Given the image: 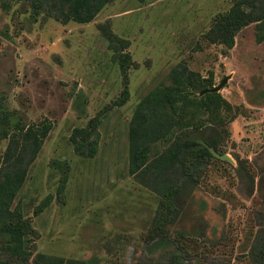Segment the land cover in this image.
Here are the masks:
<instances>
[{"label": "rangeland", "instance_id": "1", "mask_svg": "<svg viewBox=\"0 0 264 264\" xmlns=\"http://www.w3.org/2000/svg\"><path fill=\"white\" fill-rule=\"evenodd\" d=\"M237 1L111 0L90 23L63 24L55 0H0V126L53 124L12 205L22 219L0 228V260L23 264L3 250L17 230L26 264L38 253L88 264H171L174 255L264 264L251 257L264 243V43L254 24L232 48L205 38ZM140 106L148 133L176 122L177 135L192 128L200 142L223 136L176 221L161 227V198L129 170ZM77 128L93 156L76 153Z\"/></svg>", "mask_w": 264, "mask_h": 264}, {"label": "trees", "instance_id": "2", "mask_svg": "<svg viewBox=\"0 0 264 264\" xmlns=\"http://www.w3.org/2000/svg\"><path fill=\"white\" fill-rule=\"evenodd\" d=\"M110 1L55 0L58 3L55 19L63 24L70 21L79 24L90 23ZM252 24L256 27L257 42L264 43V0H238L205 38L212 44L222 43L228 48H232L236 36L241 30ZM181 72L185 76L188 72L187 66H183ZM212 86L209 84L206 87L212 89ZM213 96L215 93H207L199 100H195L205 103L206 99ZM166 99L170 104H173L174 99L169 93ZM6 113L4 117L8 122L9 113ZM144 122L145 115L140 106L134 113L129 127V170L141 185L161 198L158 216L154 221L156 226L161 227L165 218L169 223L176 221L182 203L192 197L201 172L209 165L213 157L212 151L219 148L223 136L216 131V136L200 142L192 136V128L183 135H177L174 131L176 122L161 124L151 129L152 133H148ZM0 127L3 128H0V139H8L7 146L3 154L0 155L1 228L3 223H14V221L22 219L20 211L17 208L13 210L12 205L25 184L29 169L37 159L53 124L49 119H44L32 124H24L19 121L9 129L2 125ZM202 129L207 131L206 127H202ZM83 130L75 129L71 141L75 146L76 153L93 156L96 150L92 143L82 139ZM148 134L151 139L146 142L144 139ZM158 142L165 143L163 149H153ZM86 145L88 151L85 153ZM48 202L50 203V200ZM9 234V242L3 248L4 252L12 259L20 260L23 264L29 263V257L24 250L22 234L17 230H10ZM259 241L258 239V243ZM262 247L261 245L252 247L251 257L256 263H264V243H262ZM0 264H5V262L0 260ZM32 264L88 263L38 253ZM171 264H181L180 255H174Z\"/></svg>", "mask_w": 264, "mask_h": 264}, {"label": "water", "instance_id": "3", "mask_svg": "<svg viewBox=\"0 0 264 264\" xmlns=\"http://www.w3.org/2000/svg\"><path fill=\"white\" fill-rule=\"evenodd\" d=\"M227 82H228V77L224 78L218 87H214L212 89H206V90L202 91L200 93V95L203 96V95H205L207 93L218 92L219 90H221L226 85Z\"/></svg>", "mask_w": 264, "mask_h": 264}]
</instances>
